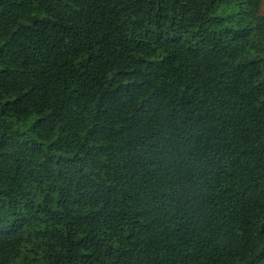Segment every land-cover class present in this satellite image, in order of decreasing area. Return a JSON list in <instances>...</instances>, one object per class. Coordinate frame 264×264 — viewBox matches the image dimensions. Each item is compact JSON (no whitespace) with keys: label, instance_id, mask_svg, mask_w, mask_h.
Returning <instances> with one entry per match:
<instances>
[{"label":"trees","instance_id":"1","mask_svg":"<svg viewBox=\"0 0 264 264\" xmlns=\"http://www.w3.org/2000/svg\"><path fill=\"white\" fill-rule=\"evenodd\" d=\"M264 0H0V264H264Z\"/></svg>","mask_w":264,"mask_h":264},{"label":"rangeland","instance_id":"2","mask_svg":"<svg viewBox=\"0 0 264 264\" xmlns=\"http://www.w3.org/2000/svg\"><path fill=\"white\" fill-rule=\"evenodd\" d=\"M262 11H264V2H263V5H262Z\"/></svg>","mask_w":264,"mask_h":264}]
</instances>
